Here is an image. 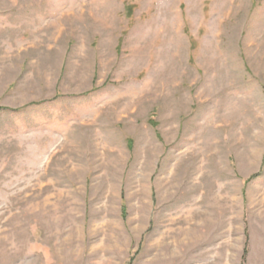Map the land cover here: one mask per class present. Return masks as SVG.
<instances>
[{"label": "rangeland", "instance_id": "obj_1", "mask_svg": "<svg viewBox=\"0 0 264 264\" xmlns=\"http://www.w3.org/2000/svg\"><path fill=\"white\" fill-rule=\"evenodd\" d=\"M0 264H264V0H0Z\"/></svg>", "mask_w": 264, "mask_h": 264}]
</instances>
